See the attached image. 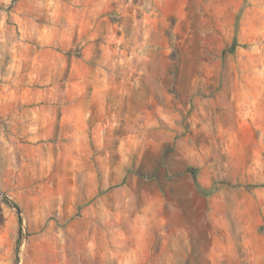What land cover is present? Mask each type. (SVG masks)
I'll return each mask as SVG.
<instances>
[{"label":"rangeland","instance_id":"1","mask_svg":"<svg viewBox=\"0 0 264 264\" xmlns=\"http://www.w3.org/2000/svg\"><path fill=\"white\" fill-rule=\"evenodd\" d=\"M248 3L232 55L243 0H0V264H264V0ZM81 28L80 77L18 62L24 33L63 48Z\"/></svg>","mask_w":264,"mask_h":264},{"label":"crops","instance_id":"2","mask_svg":"<svg viewBox=\"0 0 264 264\" xmlns=\"http://www.w3.org/2000/svg\"><path fill=\"white\" fill-rule=\"evenodd\" d=\"M87 33L88 31L81 28L77 31L76 39L74 37L72 39L66 37L67 43H63V48H67V52H64L62 47L55 46L53 44L54 41L51 40V35L48 33H45L44 36L35 32L29 33L30 38L28 40L26 39L28 38V33H24L22 40L14 46L16 47V58L19 60L18 62L31 64V74L57 72L56 67L60 63L61 69L59 70L62 73L68 72L70 78L80 77L79 74L87 70V63L94 57L92 51L94 43L87 44V41L93 40L94 37L87 38L89 40L85 41L86 39L83 38ZM35 40H42V43L45 40L48 44L39 46ZM28 49L32 52L30 56L25 55L24 52ZM66 66H68V69H66Z\"/></svg>","mask_w":264,"mask_h":264},{"label":"trees","instance_id":"3","mask_svg":"<svg viewBox=\"0 0 264 264\" xmlns=\"http://www.w3.org/2000/svg\"><path fill=\"white\" fill-rule=\"evenodd\" d=\"M249 3L248 0H243V5L240 8V10L238 11L236 17H235V32H234V38L232 41V44L223 52L224 54L226 53H230L232 55H235L237 52V49L240 47L239 44V39H238V30H239V24H240V20L243 16L244 11L246 10V8H248ZM187 172L189 174H191L192 178H193V183L194 186L196 188V190L198 191V193L200 195H202L205 198L209 197V194L212 192V190H214V186L211 188H205L200 184L199 181V175H198V170L195 168H188ZM261 187L264 188V185H261Z\"/></svg>","mask_w":264,"mask_h":264},{"label":"water","instance_id":"4","mask_svg":"<svg viewBox=\"0 0 264 264\" xmlns=\"http://www.w3.org/2000/svg\"><path fill=\"white\" fill-rule=\"evenodd\" d=\"M17 210H18V212H19V213H21V210H20V208H18V207H17Z\"/></svg>","mask_w":264,"mask_h":264},{"label":"bare ground","instance_id":"5","mask_svg":"<svg viewBox=\"0 0 264 264\" xmlns=\"http://www.w3.org/2000/svg\"><path fill=\"white\" fill-rule=\"evenodd\" d=\"M0 197H1V195H0Z\"/></svg>","mask_w":264,"mask_h":264}]
</instances>
